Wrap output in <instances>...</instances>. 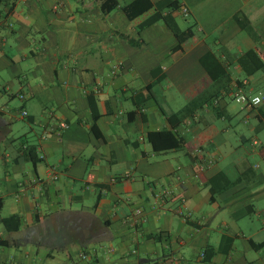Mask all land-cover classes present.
<instances>
[{"label":"crops","instance_id":"crops-1","mask_svg":"<svg viewBox=\"0 0 264 264\" xmlns=\"http://www.w3.org/2000/svg\"><path fill=\"white\" fill-rule=\"evenodd\" d=\"M152 1L171 10L172 0ZM208 1L179 0L190 14ZM212 1L224 5L212 24L225 26L241 13L247 28L235 21L219 40L209 35L189 51H173L177 37L166 22L138 30L150 12L131 20L121 7L105 13L102 0H0V264H264V247L253 245L264 241V227L247 234L224 221L227 212L252 214L254 190L264 184L259 165L235 162L238 182L212 201L209 181L221 173L233 179L219 165L226 140L211 133L214 111L200 110L176 130L191 140L210 129L204 170L198 151H155L148 140L150 131L172 128L170 101L206 74L201 57L208 51L228 69L212 89L223 118L227 98L239 90L264 93V70L248 76L239 63L250 49L264 52V31L261 44L243 34L264 20V0ZM121 33L144 43L134 46ZM158 66L166 73L161 82ZM94 90L98 120L88 96ZM263 105L245 108L257 120L252 153L264 158ZM136 106L138 114L130 113ZM24 119L20 131L16 122ZM33 145L37 164L26 150ZM12 215L20 216L17 230L2 221ZM208 247L215 250L210 261Z\"/></svg>","mask_w":264,"mask_h":264},{"label":"trees","instance_id":"trees-1","mask_svg":"<svg viewBox=\"0 0 264 264\" xmlns=\"http://www.w3.org/2000/svg\"><path fill=\"white\" fill-rule=\"evenodd\" d=\"M170 6L171 10L166 13L162 9L156 7L152 0H135L134 2L124 6L121 5L119 0H102L101 4L102 10L107 14L118 7H121L131 20H136L150 12V14L137 25L138 30L141 32L159 21H164L173 30L177 37V44L174 46L173 51H189L200 41V39L196 37V32L193 26H190L187 29L181 28L176 17L174 16L173 13L179 10L181 6L179 0H172L170 2ZM243 18L244 17L241 15V13H237L234 16L235 21L240 22L243 27L247 28L248 24H245ZM121 36L128 39L129 42L134 46L139 47L144 43L143 39L132 38L128 35H125L124 33H121ZM201 63L206 69V74L186 91H184L183 96L187 103L186 108L183 111L184 113L180 114L175 112L168 115V120L171 123L172 128H162L149 132L148 140L151 143L153 150L167 152L173 149L186 147L189 153L198 151V160L202 162L204 161V155L201 151L204 143L209 140L210 135H212L209 131V128L204 129V133L201 135V137L191 140H185V138L181 137L176 131L177 128L183 122H185V120L194 117L198 111L205 108L212 109L214 114L219 117L224 115L216 103L217 92L213 91L212 89L213 86H215V84L227 74V66L223 64L220 57L213 51H208L205 53L201 57ZM239 63L243 66V69L248 76L254 75L258 71L264 70V52L260 49H250L240 57ZM153 74L156 77L157 82H161L166 78V73L163 72L162 66H158L156 69H154ZM88 96L93 116L95 120H98L101 116V112L99 110L98 98L95 90L89 92ZM138 112L139 107L136 106L135 109L130 113L138 114ZM203 136L207 137L205 138ZM252 143H254V140H252ZM262 147L263 146H261V148ZM26 150L28 151L27 154L31 162L37 164L41 160L36 146H27ZM221 178L226 180L225 183L222 186L216 185L215 182L220 184V180H222ZM237 182L238 180L231 179L225 173H221L213 180H210L209 183L211 185L212 201L216 200L219 193L229 189L230 187H233ZM249 209H251L250 213L255 211L253 205L249 206ZM2 221L9 230L19 229L20 216L18 215L5 217ZM253 245L256 248H263L264 241L261 243L253 242ZM214 254V248L208 247L204 254L205 260H212Z\"/></svg>","mask_w":264,"mask_h":264},{"label":"rangeland","instance_id":"rangeland-1","mask_svg":"<svg viewBox=\"0 0 264 264\" xmlns=\"http://www.w3.org/2000/svg\"><path fill=\"white\" fill-rule=\"evenodd\" d=\"M224 5L218 6L217 8L214 6V1L210 0L208 2H201L199 4H193L192 11L193 13L189 15H184L179 13L177 15V21L181 28L187 29L190 26H193L196 37L201 39L208 38L211 35L210 39L214 40L217 38L219 40L220 36L222 35V31L225 29L228 31L236 26L235 21H229L225 26H216L214 16L216 14H222V7ZM196 16H199L201 19V25L196 23ZM220 16V15H219ZM219 18V17H218ZM162 26L164 21H160ZM212 22V23H211ZM224 27V28H223ZM223 28V29H222ZM264 31V20L255 22L253 27L247 30L244 35H249L252 39H255L258 44H261L263 41L262 34ZM236 38H244L242 35L235 36ZM221 39V38H220ZM233 40V41H232ZM231 41L234 42L233 37ZM163 47V46H162ZM170 60V59H169ZM168 60V62H169ZM261 76H264L262 73ZM162 84L158 86L157 91L161 90ZM160 93V92H159ZM227 102L229 103L228 106V116L218 117L217 115L214 118L213 128L211 129L212 134H219L216 139L218 140H226V143L223 144L224 150V157L220 161L219 165L221 168L226 169L233 179H237L239 175V169L235 166V162H238L239 159L245 158V162L251 165H259L257 168L258 172H264V158L261 155L252 153L253 146L252 142L248 139L251 138L253 135H257L256 132H253L250 126L257 123L256 117L252 116L249 111L246 110L245 104L238 102L235 97L227 98ZM172 104V109L180 114L184 113L183 111L186 108V101L183 94H178L175 99L170 101ZM264 110V105L262 106ZM27 120H19L16 124L20 127V131L26 129ZM215 128V129H214ZM209 129V131H210ZM264 137V131L259 134V137ZM255 137V136H253ZM260 137V138H261ZM262 137V138H263ZM261 144V143H260ZM259 144V145H260ZM264 147V146H263ZM262 147V148H263ZM11 150V149H9ZM231 168V169H229ZM257 189V190H256ZM256 190V192H255ZM254 190V196L252 198L253 204L255 206V211L251 215L243 216V217H235L230 212L225 213L224 221L231 225L232 229L239 230L240 228L243 229L247 234L254 231H261L264 227V184L259 185ZM241 203H239L240 205ZM235 205V204H234ZM209 206L206 205V208ZM212 208L217 215L221 213L218 209L217 205H213ZM215 218V227H219V222L221 221V217L217 216ZM264 235V233L262 234ZM257 252V251H256ZM258 254V253H257ZM40 260H37V263Z\"/></svg>","mask_w":264,"mask_h":264},{"label":"built area","instance_id":"built-area-1","mask_svg":"<svg viewBox=\"0 0 264 264\" xmlns=\"http://www.w3.org/2000/svg\"><path fill=\"white\" fill-rule=\"evenodd\" d=\"M180 13L184 14V15H189L190 14V9L188 6H186L185 4H181L179 10ZM121 68V64L116 65L115 66V71L119 70ZM21 99H26L27 96L23 93L19 94ZM235 99L240 102V103H244L245 105H251V106H258L260 104H262L264 102V93L260 92L258 94H248L246 92H244L243 90H239L236 94H235ZM24 115H28L27 110L23 111ZM63 127H68V124L66 122H63L61 124ZM255 144L259 143V140L255 139L254 140ZM201 170L205 169V163L201 162ZM138 213H142V210L139 209ZM87 254H83V257H87ZM9 264H19L18 262H10Z\"/></svg>","mask_w":264,"mask_h":264}]
</instances>
